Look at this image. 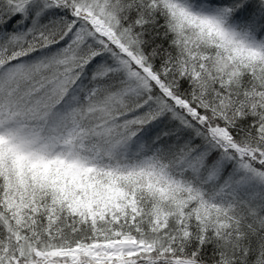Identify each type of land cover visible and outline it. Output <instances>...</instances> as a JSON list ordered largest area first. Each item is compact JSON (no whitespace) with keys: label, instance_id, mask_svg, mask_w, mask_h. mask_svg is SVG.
<instances>
[{"label":"snow or ice","instance_id":"6c2138e0","mask_svg":"<svg viewBox=\"0 0 264 264\" xmlns=\"http://www.w3.org/2000/svg\"><path fill=\"white\" fill-rule=\"evenodd\" d=\"M0 264H264V0H0Z\"/></svg>","mask_w":264,"mask_h":264}]
</instances>
